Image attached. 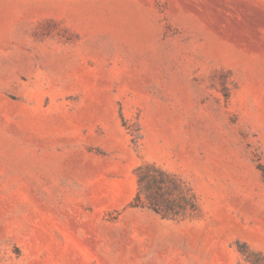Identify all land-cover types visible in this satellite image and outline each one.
Instances as JSON below:
<instances>
[{
  "label": "rangeland",
  "instance_id": "rangeland-1",
  "mask_svg": "<svg viewBox=\"0 0 264 264\" xmlns=\"http://www.w3.org/2000/svg\"><path fill=\"white\" fill-rule=\"evenodd\" d=\"M0 264H264V0H0Z\"/></svg>",
  "mask_w": 264,
  "mask_h": 264
},
{
  "label": "trees",
  "instance_id": "trees-1",
  "mask_svg": "<svg viewBox=\"0 0 264 264\" xmlns=\"http://www.w3.org/2000/svg\"><path fill=\"white\" fill-rule=\"evenodd\" d=\"M155 207V209H157L158 207H156V206H154Z\"/></svg>",
  "mask_w": 264,
  "mask_h": 264
}]
</instances>
